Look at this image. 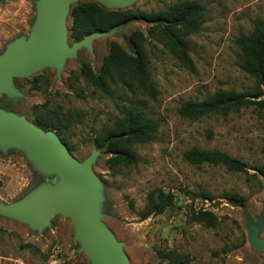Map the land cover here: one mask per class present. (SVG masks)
I'll use <instances>...</instances> for the list:
<instances>
[{
  "label": "rangeland",
  "instance_id": "obj_1",
  "mask_svg": "<svg viewBox=\"0 0 264 264\" xmlns=\"http://www.w3.org/2000/svg\"><path fill=\"white\" fill-rule=\"evenodd\" d=\"M36 1L0 0V55L10 42L30 34ZM189 1L206 7L200 30L186 38L191 66L181 62L153 23L137 15L119 24L114 33L95 38L91 50L79 49L60 74L46 68L15 79L20 96L1 97L10 100L0 107L34 123L39 112L49 109H62L71 118L67 135L74 150L70 152L80 162L98 152L92 170L100 182L102 220L123 243L130 264H168L159 252L169 250L189 255L191 264H264V252L250 244L247 227L249 219L256 222L261 216L264 203V105L242 107L227 115L179 113L184 102L203 100L218 90L256 88L254 77L241 68L238 39L251 34L256 24H264V0H138L121 10L156 14ZM72 6L70 44L76 42L70 38ZM136 30L146 38L156 97L121 83L104 92L82 76L87 66L95 74L100 72L113 43L130 52L129 38ZM129 108L157 121L158 134L151 143L133 146L137 163L111 166L110 154L98 148L94 139ZM194 146L223 150L246 162L248 171L191 164L184 152ZM0 172L5 177L0 202L5 205L20 202L41 183L56 179L39 175L24 149L15 146L0 149ZM158 189L173 194L174 203L161 214L141 219L138 212L148 194ZM229 192L243 201L226 197ZM205 193L213 199L204 198ZM200 210L213 212L217 223L195 221L193 216ZM259 237L264 239V230ZM0 264H90V260L80 252L66 216L56 215L39 230L0 214Z\"/></svg>",
  "mask_w": 264,
  "mask_h": 264
},
{
  "label": "trees",
  "instance_id": "obj_2",
  "mask_svg": "<svg viewBox=\"0 0 264 264\" xmlns=\"http://www.w3.org/2000/svg\"><path fill=\"white\" fill-rule=\"evenodd\" d=\"M205 12V5L197 1L179 3L156 14H137L121 9L109 10L95 1L78 2L72 6L70 38L78 41L91 33L111 30L116 25L139 15L153 23L184 65L191 66L186 38L200 30ZM145 42L144 34L138 30L134 31L129 38L130 52L124 50L118 43H113L100 72L95 74L87 66L82 71V76L104 92H109L111 84L121 83L128 86L136 85L150 96L156 97L157 90L148 68ZM238 44L243 51L241 68L254 77L256 88L253 91L218 90L203 100H188L180 107L179 113L182 116L199 117L214 113L227 115L232 111H239L242 107L264 105V100L261 99L264 95V24H256L249 35L242 34ZM9 100L4 97L0 99V103L5 104ZM70 119L62 109H49L39 112L35 117V123L44 129L55 130L69 150L73 151L74 146L69 142L67 135V129L71 127ZM158 130L157 121L141 110L129 108L121 117L106 126L94 141L98 148L110 154L111 166L132 165L138 161L133 146L155 141ZM184 158L194 165L220 164L231 171L246 172L249 168L243 160L220 149L194 146L184 152ZM225 196L232 200L243 201V198L234 192L225 193ZM203 197L213 199V196L207 193L203 194ZM173 203V194L166 193L162 189L153 190L148 194L147 202L138 215L141 219H146L151 215L161 214ZM193 218L209 226L217 223L216 215L209 211L200 210ZM159 254L168 261V264H191L190 257L186 254L173 250Z\"/></svg>",
  "mask_w": 264,
  "mask_h": 264
},
{
  "label": "water",
  "instance_id": "obj_3",
  "mask_svg": "<svg viewBox=\"0 0 264 264\" xmlns=\"http://www.w3.org/2000/svg\"><path fill=\"white\" fill-rule=\"evenodd\" d=\"M82 0H37L36 20L27 37L10 42L0 55V98H16V78L33 76L46 68L60 74L66 60L76 57L82 47L92 49V41L120 29L94 32L70 44L68 18L71 6ZM90 1V0H86ZM109 10L124 9L138 0H92ZM24 149L33 167L54 182H43L25 199L5 205L0 214L15 217L41 230L58 214L69 218L90 264H130L112 230L102 220L100 182L92 170L97 153L84 162L78 161L61 137L44 129L23 115L0 107V149ZM249 242L264 252V203L256 222L249 219Z\"/></svg>",
  "mask_w": 264,
  "mask_h": 264
},
{
  "label": "built area",
  "instance_id": "obj_4",
  "mask_svg": "<svg viewBox=\"0 0 264 264\" xmlns=\"http://www.w3.org/2000/svg\"><path fill=\"white\" fill-rule=\"evenodd\" d=\"M5 182V177L4 175L0 172V187L4 184Z\"/></svg>",
  "mask_w": 264,
  "mask_h": 264
}]
</instances>
